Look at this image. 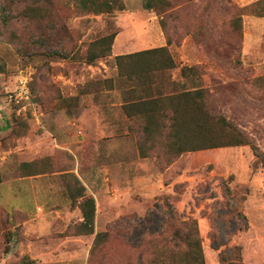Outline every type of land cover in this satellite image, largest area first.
I'll return each mask as SVG.
<instances>
[{"label":"rangeland","instance_id":"1","mask_svg":"<svg viewBox=\"0 0 264 264\" xmlns=\"http://www.w3.org/2000/svg\"><path fill=\"white\" fill-rule=\"evenodd\" d=\"M122 2L98 13L89 0H0V264H147V239L166 240L172 209L197 220L206 264L235 246L245 264H264V161L250 145L168 150L156 127L168 119L131 103L151 90L133 89L116 63L167 45L177 66L143 79L160 103L203 88L206 126L225 116L264 156V0H170L162 13ZM113 31L110 55L89 64L91 41ZM23 162L45 172L40 188L11 182ZM74 174L96 200L93 234L75 232ZM19 204L42 207L27 227Z\"/></svg>","mask_w":264,"mask_h":264},{"label":"trees","instance_id":"2","mask_svg":"<svg viewBox=\"0 0 264 264\" xmlns=\"http://www.w3.org/2000/svg\"><path fill=\"white\" fill-rule=\"evenodd\" d=\"M170 5V0H145V6L158 13L164 12ZM89 7L95 12L103 13L112 12L116 8L122 9L124 4L122 0H89ZM161 23L165 27L163 19ZM116 35L117 31H113L91 41L86 56L87 62L91 64L98 58L110 55ZM116 63L122 75L127 76L130 81L137 82L133 89L141 87L144 92L148 89L153 91L146 94L139 93L131 103L142 107L139 110L142 115H159L168 119L167 123L156 125L158 129L162 127L168 129V150L175 151V154H181L189 150L250 145L256 156L264 161V156L253 139L225 116L217 117L216 128L206 126L208 122L203 117L206 113L205 90L203 88L180 94L173 93L167 97L170 99L167 104L160 103L162 92L159 90V85L154 80H150L146 84L143 79L145 76H149V73L165 72L177 66L167 45L119 54L116 56ZM195 69L196 67L183 65L181 72L183 75H189V72L192 73ZM157 91L159 94L156 95ZM151 105L154 107H150ZM18 171L22 177L45 173L35 169L33 164L28 162L20 163ZM74 182V206L78 207L81 214V220L75 232L78 235L93 234L95 232L96 200L93 196L87 195L85 186L75 174ZM239 215L245 217L243 214ZM164 226H168L170 229L166 240L163 232L153 234L147 239V243L149 242L152 248L151 260L147 264H206L196 219L185 217L177 210L172 209L164 220ZM109 238V230L97 232L90 252L93 254ZM164 240L165 242H163ZM221 264H245L240 246H235L230 253L223 254Z\"/></svg>","mask_w":264,"mask_h":264},{"label":"crops","instance_id":"3","mask_svg":"<svg viewBox=\"0 0 264 264\" xmlns=\"http://www.w3.org/2000/svg\"><path fill=\"white\" fill-rule=\"evenodd\" d=\"M5 152H11V150L5 151ZM3 177V175H2ZM41 175H35V176H23V177H14L13 180L11 181L12 183H18V182H22V181H29L32 183H36L38 184L39 188L41 187L40 183H41ZM5 181L2 179V181L0 182V185L4 184ZM38 209H28L27 207H24V205L19 204L17 206H14L12 208V211L15 214H19L20 216H22V218H25V221L23 222V225L25 227L28 226V223L35 217H37L38 215H40L39 213V209H41L42 207L37 205ZM75 210V209H74ZM20 223H22L20 221Z\"/></svg>","mask_w":264,"mask_h":264},{"label":"water","instance_id":"4","mask_svg":"<svg viewBox=\"0 0 264 264\" xmlns=\"http://www.w3.org/2000/svg\"><path fill=\"white\" fill-rule=\"evenodd\" d=\"M24 264H34V262H27V263H24Z\"/></svg>","mask_w":264,"mask_h":264}]
</instances>
